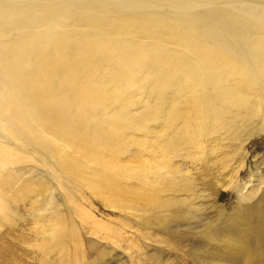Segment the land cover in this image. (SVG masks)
<instances>
[{
	"label": "bare ground",
	"instance_id": "1",
	"mask_svg": "<svg viewBox=\"0 0 264 264\" xmlns=\"http://www.w3.org/2000/svg\"><path fill=\"white\" fill-rule=\"evenodd\" d=\"M152 124L160 126L161 161L194 136L198 148L215 125L228 147L264 130V0H0V225L18 215L13 203L27 201L35 217L46 211L54 220L57 239L65 229L61 186L72 210H81L84 191L90 203L118 210L123 224L138 213L145 229L152 216H170L171 205L181 213L165 194L170 185L141 178L158 175L140 156ZM36 162L58 188L39 205ZM258 188L246 185L242 198ZM237 223L253 228L248 218ZM94 224L96 234L103 222ZM232 235L218 245L225 262L248 236ZM37 245L46 257L62 248L51 238Z\"/></svg>",
	"mask_w": 264,
	"mask_h": 264
},
{
	"label": "rangeland",
	"instance_id": "2",
	"mask_svg": "<svg viewBox=\"0 0 264 264\" xmlns=\"http://www.w3.org/2000/svg\"><path fill=\"white\" fill-rule=\"evenodd\" d=\"M159 127L151 125L150 134L146 137L149 147L142 148L140 152L141 157L157 167L155 172L158 175L146 174L141 178H156L157 182L170 185L165 194L170 195L172 202L178 203L181 213H174L171 205L170 216H152V225L145 229L137 223L138 213L130 212L127 215L130 220H127L131 222L123 224L119 221L122 217L118 210L106 208L95 198L90 203L84 191L77 199L81 210H72L69 204L71 195L61 186L60 194L66 199L62 207L65 212L63 233L53 239L56 235L51 231L54 220L47 218L46 211L35 217L29 202L13 203L12 210L18 215L0 225V264H62L64 257L68 260L65 264H215L219 258L225 264H264V222L257 224L264 219V130L245 134L234 145L227 141L228 147L223 128L215 125L211 127L212 134H203V142L198 148L194 145L200 139L194 136L192 144L181 146L175 153L169 151L161 161L159 154L155 153ZM139 161L133 160L128 165L136 168ZM36 164H30L31 170L35 169L30 174L44 181L41 187L44 196L33 201L39 205L49 201L54 189L57 191L58 188L55 178L48 176L45 165ZM117 177L123 178L120 173ZM141 178L130 181L144 184ZM258 181L259 188L253 199L244 200L240 189L244 191L246 185H255ZM86 211L88 218L85 217ZM182 211L187 214L183 215ZM244 218H248L253 228L237 223ZM104 219L112 220L111 225L119 229L121 235L114 229L106 231L105 222H108ZM94 220L103 222L97 225L96 234L92 233ZM71 226H77V231L72 232ZM47 227L50 232L46 231ZM41 231H44L43 235ZM242 231L248 235L243 241V250L232 262H225L227 252L219 250L220 241L225 235L233 236ZM50 238L62 248L46 257L40 252L37 242L41 239L48 242ZM75 238L82 243L80 249L73 244Z\"/></svg>",
	"mask_w": 264,
	"mask_h": 264
}]
</instances>
